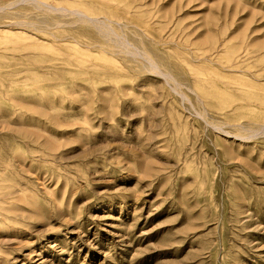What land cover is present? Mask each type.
<instances>
[{"label": "rangeland", "instance_id": "rangeland-1", "mask_svg": "<svg viewBox=\"0 0 264 264\" xmlns=\"http://www.w3.org/2000/svg\"><path fill=\"white\" fill-rule=\"evenodd\" d=\"M20 1L0 264H264V0Z\"/></svg>", "mask_w": 264, "mask_h": 264}, {"label": "bare ground", "instance_id": "bare-ground-1", "mask_svg": "<svg viewBox=\"0 0 264 264\" xmlns=\"http://www.w3.org/2000/svg\"><path fill=\"white\" fill-rule=\"evenodd\" d=\"M25 0H21L20 2H24ZM5 8H0V10H4ZM31 26V25H30ZM3 35H7L9 37H13L14 40H19V39H31V40H37L36 37L27 35L23 29H17V31L11 33L9 30H6L3 32ZM10 37V38H11ZM2 202H0V216L4 217V213H2Z\"/></svg>", "mask_w": 264, "mask_h": 264}]
</instances>
